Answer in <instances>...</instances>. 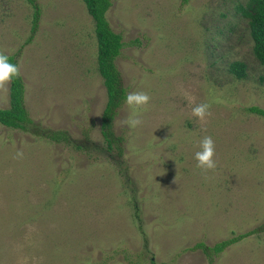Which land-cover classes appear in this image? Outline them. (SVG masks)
<instances>
[{
  "label": "rangeland",
  "instance_id": "rangeland-1",
  "mask_svg": "<svg viewBox=\"0 0 264 264\" xmlns=\"http://www.w3.org/2000/svg\"><path fill=\"white\" fill-rule=\"evenodd\" d=\"M36 2L28 41L33 5L0 0V51L17 54L32 119L79 142L87 131L88 150L0 124V264H264V116L247 110L264 108V64L247 0H112L123 85L150 97L114 113L121 155L101 149L108 94L85 2ZM205 136L214 168L195 158ZM252 229L212 258L196 247Z\"/></svg>",
  "mask_w": 264,
  "mask_h": 264
},
{
  "label": "trees",
  "instance_id": "trees-1",
  "mask_svg": "<svg viewBox=\"0 0 264 264\" xmlns=\"http://www.w3.org/2000/svg\"><path fill=\"white\" fill-rule=\"evenodd\" d=\"M35 8L33 13L32 34L29 40H32L36 33L41 17V8L36 0H27ZM86 7L95 21V32L98 41V68L104 79L107 89L108 101L103 112L102 118V134L106 145L101 149H105L111 153L116 151L118 155L123 152L122 135H116L112 126L114 113L121 107L127 94V89L123 85L121 72L117 68L116 58L121 54L126 42L123 35L116 32L111 26L107 18V11L112 5V0H83ZM242 14L249 20L250 34L254 41L253 51L257 59L264 64V0H247L243 5L239 6ZM139 40V39H137ZM12 63L18 65L17 54H8ZM246 65L241 61H234L230 64V70L238 78L246 75ZM25 82L20 73L10 79L9 96L10 104L7 108L0 107V124L9 128L29 131L32 134L45 137L56 143L72 144L75 148L86 150L88 145V133L85 131L84 138L81 142L76 141L67 131L62 129H53L49 126L43 127L40 123L35 122L25 104ZM248 111L264 116V108L254 105L247 107ZM88 150V149H87ZM258 229H252L245 233L233 236L229 239L216 242L213 246L206 245L204 242H198L197 248L209 254H219L227 246L235 243L245 236L251 235ZM212 252V253H211Z\"/></svg>",
  "mask_w": 264,
  "mask_h": 264
},
{
  "label": "clouds",
  "instance_id": "clouds-1",
  "mask_svg": "<svg viewBox=\"0 0 264 264\" xmlns=\"http://www.w3.org/2000/svg\"><path fill=\"white\" fill-rule=\"evenodd\" d=\"M18 66L11 62L7 53L0 51V83H3L18 74ZM150 97L144 91L128 92L124 98V103L129 107L135 109L139 106L147 105ZM207 103L196 104L192 108L193 114L197 117L203 118L207 113ZM128 123L131 127L140 123L138 116L132 115L129 117ZM201 148L195 153V158L199 166L205 168H214V141L210 136H205L201 141Z\"/></svg>",
  "mask_w": 264,
  "mask_h": 264
}]
</instances>
